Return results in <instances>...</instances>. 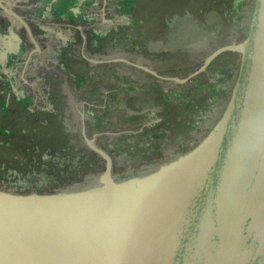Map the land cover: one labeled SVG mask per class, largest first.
Listing matches in <instances>:
<instances>
[{
	"label": "water",
	"instance_id": "water-1",
	"mask_svg": "<svg viewBox=\"0 0 264 264\" xmlns=\"http://www.w3.org/2000/svg\"><path fill=\"white\" fill-rule=\"evenodd\" d=\"M13 6L0 0V10L28 34L31 56L39 44ZM225 51L240 55L228 101L188 154L117 183L110 155L82 129L87 146L104 160L102 189L0 190V264H264V0H254L243 41L217 47L184 77L115 59L185 83Z\"/></svg>",
	"mask_w": 264,
	"mask_h": 264
},
{
	"label": "trees",
	"instance_id": "trees-1",
	"mask_svg": "<svg viewBox=\"0 0 264 264\" xmlns=\"http://www.w3.org/2000/svg\"><path fill=\"white\" fill-rule=\"evenodd\" d=\"M250 1L254 0H184L196 5L194 9L197 14L218 8L222 15L227 14V21L232 23L231 26L235 24L238 31L243 29L247 16L244 4ZM17 5L15 3L12 8L24 18ZM145 6L146 1L129 0L127 24L100 35V38L85 34L84 39L80 36L67 42L60 52V65L52 70H40L39 74L45 77L50 87V107L47 109L35 108L24 98H19L7 74L0 71V190L2 183L9 180L17 183L18 194H49L100 175L104 170V160L87 146L82 129L87 137L94 136L95 144L110 155L112 169L117 159H127L133 166L158 161V156L169 147L159 140L162 137L158 132L160 129L166 138L180 141L181 151H188L197 145L191 141L205 129L204 126L197 128L199 123L190 121L188 115L192 112L209 113L216 106L213 103L230 94V83L237 66L235 59L226 67L213 65L212 60L204 71L185 83L160 79L128 62L115 59L121 57L110 56L96 62L86 59L95 52L113 54L121 45L133 41L137 23L148 16ZM191 14L196 16L194 12ZM24 19L33 30L32 23ZM77 19L79 23L88 21L82 17L74 18L75 21ZM165 19L161 15L160 21L167 26ZM248 29H243L235 41H243ZM137 74L144 75L143 79L152 83V90L159 94L158 99L164 98V110L156 116L158 122L154 121V117L141 113L133 117L141 122L140 126H135L131 124L133 119L120 107L119 94L115 91L117 82L124 79L132 82ZM158 81L168 84V89L164 91L165 85ZM174 85L179 88L176 89ZM184 85L201 90L203 96L200 99L188 96ZM79 103L83 110L92 111V117L82 119L76 116ZM145 120L153 122L145 123ZM180 121H184L185 126L177 131L175 126ZM167 130L172 134L165 132ZM135 135L140 138L139 142L125 145L123 140ZM107 136H112L118 146L116 143L113 148L104 145Z\"/></svg>",
	"mask_w": 264,
	"mask_h": 264
},
{
	"label": "rangeland",
	"instance_id": "rangeland-1",
	"mask_svg": "<svg viewBox=\"0 0 264 264\" xmlns=\"http://www.w3.org/2000/svg\"><path fill=\"white\" fill-rule=\"evenodd\" d=\"M94 1L96 6L93 8L91 7L92 10H90L93 13V17L91 19L89 18L86 23H79L77 19L76 21H67L62 25L60 24V26H58V24L50 25V28L48 26L40 25L43 29V33L39 35L42 37L44 36L47 39V42L45 41V44H43L44 48L42 52H39L32 60L33 63H30L31 68L34 66L38 70H34L37 71V73H33L36 74L37 77L35 76L36 78H32L29 88H26L21 92L17 90V95L23 97L24 101L28 102L30 106L35 108H49L50 87L45 80V77L39 74V72L41 69L52 70V68H57L58 65H60L61 55H59V50L61 49L62 44L65 41L71 42L80 37L79 32L75 33V35L73 34V29L76 25L82 26V32L84 34L93 36L94 38H100V35L103 36L114 28L128 23L127 9L129 0H107L108 7L105 9L104 16L107 19H110V21L102 20L101 6L103 0ZM145 1L147 6L145 13L148 16H145V20L137 23L134 30V34L136 33L135 39L128 44L121 45L119 48L120 50L118 49L119 51H114L113 54H101L95 52L89 57L93 59H106L110 56L121 57L133 61L136 64L144 66L148 65L146 67L156 69L160 75L184 77L196 69L217 47L224 44L239 43L235 41L236 37L240 35L243 29L245 30L249 27L254 5V1H250V3H247L246 5L244 4V10H246L244 12L247 16L244 20L243 29L238 31L235 24L231 26L232 23L227 21V14L222 15L218 8L207 9L198 12L199 14H197L194 9L196 5L191 2L185 3L184 0H140V2L143 3H145ZM79 8H76L73 17L81 16ZM86 8L88 9L89 7L86 6ZM193 12L196 16L191 14ZM244 12L243 14H245ZM161 15L163 18H166L165 21L168 22L167 26L160 21ZM74 18L76 19L77 17ZM13 23L17 26L20 25L15 20H13ZM228 52L225 51L215 57L213 65L226 67L230 64L231 60L235 59L234 61L237 66L235 74L233 75V80L230 83L231 88L238 70L240 55H233ZM33 74L31 75L30 73L29 77L31 78ZM139 75L137 74L135 80L132 82H127L125 79L122 81L119 80L115 89L116 93L119 94L118 101L121 109L126 115H128V117H130V119H133L131 124L133 123L135 126H140L141 124V122L133 118L136 117L135 115L143 113L146 114L147 117H154V121L158 122L159 119L156 116L159 112H162L164 110L163 107H165V102L162 101L164 98L162 100L158 99L159 94L152 90V83L144 80V75ZM158 82L159 84L165 85L163 87L164 91L168 89V84L161 81ZM173 87H176V89L179 88L175 85ZM183 87L188 92V96L192 98L197 97L200 99L203 96L201 90L196 89L191 85H184ZM160 98H162V96H160ZM228 98L229 94L225 98L213 103L212 105L216 106H213V109L210 110L209 113L197 114L192 112L190 116L188 115L190 121H194L197 124L199 123V127L197 128H202L204 126L203 128L205 129V131L201 130L195 137H193L195 140H192V143L195 142L198 145L206 138V133L211 131L220 119ZM80 104L81 103H79L77 107L76 116L85 119L92 117V111L89 109L83 110V106ZM147 120H145V123L153 122V120ZM184 126L185 122L180 121L177 126H175V130L181 131ZM80 129L79 132L81 131ZM158 132L162 135V137H159V140L165 142L169 146L158 156V161L133 166L127 159H123L122 161L117 159L116 165L111 171V177L115 182L124 183L130 180L141 179L155 172L159 165L169 163L179 156L186 155L194 148L193 147L188 151H181L179 140L166 138V136H164V131L161 129L158 130ZM165 132L172 134L169 130ZM139 139L140 138L135 135L124 139L123 141L126 143L125 145H128L127 143L133 144L139 142ZM114 141L115 140L112 136H107L105 137L103 144L109 146V148H113V145L116 143ZM139 145H141V143ZM116 146H118V143H116ZM99 176L100 175H95L91 178H86L59 191L73 193L102 189L103 186L99 182ZM15 184L17 183L13 181H5L2 183L1 191L18 194V186Z\"/></svg>",
	"mask_w": 264,
	"mask_h": 264
},
{
	"label": "crops",
	"instance_id": "crops-1",
	"mask_svg": "<svg viewBox=\"0 0 264 264\" xmlns=\"http://www.w3.org/2000/svg\"><path fill=\"white\" fill-rule=\"evenodd\" d=\"M106 2L107 0H105V5ZM17 3L24 18L28 19L33 25V30L31 29V31L39 44L40 50L30 56L29 54L34 46L25 29L21 25L17 26L14 24L12 18L7 15L0 17V71L7 74L8 80L12 84L16 95L17 90L21 92L30 87V81L36 76V74L33 73H37L38 71L33 66L34 64L32 65L33 68H31L30 63H33L32 60L34 57H36L39 52H42L44 48L43 44H45V41L47 40L44 36L42 37L39 35L43 33V29L40 25L48 26L50 28V25L58 24V26H60V24L62 25L67 21L71 22L74 20V11L79 7L81 14L84 13L91 19L93 17V13L90 11L92 10L91 7L93 8L96 6L94 0H19ZM86 6L89 8L87 9ZM102 7L103 2L101 10ZM78 32L80 36L84 34L81 25H76L73 29L74 35ZM67 42L69 41H65L62 44L61 49L59 50V55L63 49L62 47H64ZM30 73L31 75L33 74L31 78L29 77ZM19 98L23 99V97Z\"/></svg>",
	"mask_w": 264,
	"mask_h": 264
},
{
	"label": "flooded vegetation",
	"instance_id": "flooded-vegetation-1",
	"mask_svg": "<svg viewBox=\"0 0 264 264\" xmlns=\"http://www.w3.org/2000/svg\"><path fill=\"white\" fill-rule=\"evenodd\" d=\"M5 1H7V0H5ZM7 2L10 3V4H12V3L15 4V3L19 2V0H10V1H7ZM3 15H6V14L2 10H0V17H3Z\"/></svg>",
	"mask_w": 264,
	"mask_h": 264
},
{
	"label": "built area",
	"instance_id": "built-area-1",
	"mask_svg": "<svg viewBox=\"0 0 264 264\" xmlns=\"http://www.w3.org/2000/svg\"><path fill=\"white\" fill-rule=\"evenodd\" d=\"M80 14H81V12H80ZM84 15V16H83ZM101 15H102V12H101ZM105 15V14H104ZM102 16V17H104L105 18V20H103V21H110V19H107L105 16ZM80 17H82V18H85V19H87V20H89V16H87V15H85L84 13L83 14H81V16ZM90 59H93V58H91V57H89Z\"/></svg>",
	"mask_w": 264,
	"mask_h": 264
}]
</instances>
